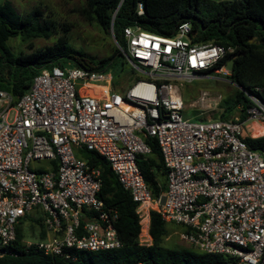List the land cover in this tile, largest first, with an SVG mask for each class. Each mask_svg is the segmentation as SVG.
Listing matches in <instances>:
<instances>
[{"label":"built area","instance_id":"built-area-1","mask_svg":"<svg viewBox=\"0 0 264 264\" xmlns=\"http://www.w3.org/2000/svg\"><path fill=\"white\" fill-rule=\"evenodd\" d=\"M138 14H144L141 2ZM191 26L184 22L171 37L127 26L125 48L111 26L140 75L133 81L115 83L112 68L55 65L35 75L17 101L0 89V258L33 249L76 261L80 251L122 246L118 212L99 197L101 170L81 155L91 150L109 162L136 202L139 245H152L156 211L165 222L187 227L180 237L199 251L263 264L264 157L244 135L264 134V87L257 88L262 97L246 92L252 106L244 119L238 112L227 120L185 117V109L220 96L202 90L189 106L182 89L220 72L229 75L235 52L233 46L193 43ZM152 137L167 178L157 198L138 165L141 155L151 154ZM28 220L38 224L39 237L22 238L17 248L18 225Z\"/></svg>","mask_w":264,"mask_h":264},{"label":"trees","instance_id":"trees-1","mask_svg":"<svg viewBox=\"0 0 264 264\" xmlns=\"http://www.w3.org/2000/svg\"><path fill=\"white\" fill-rule=\"evenodd\" d=\"M143 4L144 14H138V3ZM84 13L96 20L99 26L109 31L111 26L117 43L125 48L122 37L124 28L138 25L142 29L163 36H174L184 22L191 23L190 37L193 43L213 42L233 46L234 68L229 78L239 89L232 101L217 119L227 120L236 112L242 119L252 100L246 92L262 97L257 90L264 87V0H85ZM54 20L40 5H35L20 14L13 4L0 2V89L8 91L17 101L30 87L32 80L43 68L55 65L84 67L93 70L112 68L115 83L125 75L130 81L140 75L125 54L116 45L115 50L102 58L93 57L82 50H74L65 41L43 49H33L35 38H49ZM21 37L27 40L28 52L15 54L8 40ZM230 54L223 59L225 61ZM221 62L216 66H220ZM239 107V108H238ZM248 146L264 157V135H244ZM152 152L141 155L138 165L152 195L157 198L167 189L166 168L156 138L147 140ZM82 157L99 167L102 188L99 197L107 207L118 212L116 229L122 242L120 248L97 252L80 251L76 261L44 254L39 250H15L17 255L0 258V264H236L237 257L206 253L198 249L168 248L164 246L167 222L161 215L151 212L150 234L152 245L141 246L136 202L120 184L109 162L91 150H82ZM23 222L18 225L16 247L20 248ZM43 237L45 232L42 230Z\"/></svg>","mask_w":264,"mask_h":264},{"label":"rangeland","instance_id":"rangeland-1","mask_svg":"<svg viewBox=\"0 0 264 264\" xmlns=\"http://www.w3.org/2000/svg\"><path fill=\"white\" fill-rule=\"evenodd\" d=\"M0 2L13 4L20 14L26 13L35 5H40L44 8L45 13L54 20L52 35L49 38L33 39V49H43L62 40L74 50H82L93 57L102 58L109 56L116 48L110 30L102 29L95 19L84 13L85 0H0ZM7 43L15 54L31 51L27 47V40H22L21 37H12ZM216 76L217 78L195 80L182 89L183 97L189 106L196 102L202 90H208L212 94L220 96L213 103H198L196 106L193 105L185 109L183 112L185 117L197 122L215 120L225 109L227 102L233 100L239 87L230 80L226 73L220 72ZM121 80L127 82L131 79L129 75H125ZM129 85L126 84V87ZM262 135L264 134L256 135V137ZM35 216L40 218L41 214H35ZM36 225L38 224L33 225L29 220L24 222L21 226L22 237L30 240L38 239L37 229L39 226ZM166 227L168 233L164 240V246L196 250L193 245L180 237V233L187 227L177 223H167Z\"/></svg>","mask_w":264,"mask_h":264},{"label":"water","instance_id":"water-1","mask_svg":"<svg viewBox=\"0 0 264 264\" xmlns=\"http://www.w3.org/2000/svg\"><path fill=\"white\" fill-rule=\"evenodd\" d=\"M227 68L232 71L234 68V58H230L227 62ZM234 83V82H233Z\"/></svg>","mask_w":264,"mask_h":264},{"label":"bare ground","instance_id":"bare-ground-1","mask_svg":"<svg viewBox=\"0 0 264 264\" xmlns=\"http://www.w3.org/2000/svg\"><path fill=\"white\" fill-rule=\"evenodd\" d=\"M261 132H263V131H261Z\"/></svg>","mask_w":264,"mask_h":264}]
</instances>
